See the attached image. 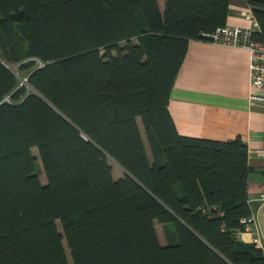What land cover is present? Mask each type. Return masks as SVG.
<instances>
[{
	"label": "trees",
	"instance_id": "16d2710c",
	"mask_svg": "<svg viewBox=\"0 0 264 264\" xmlns=\"http://www.w3.org/2000/svg\"><path fill=\"white\" fill-rule=\"evenodd\" d=\"M249 1L264 41V0ZM230 11L0 0V264H264L236 237L253 213L247 143L182 135L169 110L190 40Z\"/></svg>",
	"mask_w": 264,
	"mask_h": 264
},
{
	"label": "crops",
	"instance_id": "0c3cea01",
	"mask_svg": "<svg viewBox=\"0 0 264 264\" xmlns=\"http://www.w3.org/2000/svg\"><path fill=\"white\" fill-rule=\"evenodd\" d=\"M159 3L164 6V0ZM230 10L227 25L259 30L249 0H230ZM250 82L247 49L206 38L191 39L171 92L169 110L182 135L223 141L241 136L247 143L249 201L256 222L236 237L245 242L259 238L264 248V156L260 153L264 148V105L250 101ZM256 91L264 94V86ZM159 238L166 244L160 233Z\"/></svg>",
	"mask_w": 264,
	"mask_h": 264
},
{
	"label": "built area",
	"instance_id": "2783aa9c",
	"mask_svg": "<svg viewBox=\"0 0 264 264\" xmlns=\"http://www.w3.org/2000/svg\"><path fill=\"white\" fill-rule=\"evenodd\" d=\"M204 37L215 43H226L234 46H240L247 49L250 53V76L251 92L249 95L252 103L264 105V94L258 93L257 88L264 86V41L253 38V30L249 27L238 25H225L217 28L214 32L205 33ZM26 80V77H24ZM264 156V148L260 150ZM264 199V195H262ZM246 224V230L256 222V216L243 218ZM255 242L258 246L263 247L259 238Z\"/></svg>",
	"mask_w": 264,
	"mask_h": 264
},
{
	"label": "rangeland",
	"instance_id": "374dc122",
	"mask_svg": "<svg viewBox=\"0 0 264 264\" xmlns=\"http://www.w3.org/2000/svg\"><path fill=\"white\" fill-rule=\"evenodd\" d=\"M161 7L163 8V3H161ZM11 68H12V69L16 72V74L18 75V77H19L21 83H25L26 80H24V77H25V75H26V72H22V71H20L19 68H18V66H12ZM29 89H31V87H29ZM33 153H34L36 156H38V150H37L36 147L33 148ZM111 162H112V164H113V166H114L115 176L117 177V176H119V175H122L123 172H124V171H123V168H122L118 163H116L115 161L112 160ZM40 177H41V180H42L44 183L47 182V179H46L45 173H44L43 171L41 172ZM157 226H158V231H159V233H160L162 239L164 240V239H165V233H164L163 226L160 225V224H158ZM66 248H67V246H66ZM67 255H68V257H70V253H69V250H68V249H67Z\"/></svg>",
	"mask_w": 264,
	"mask_h": 264
},
{
	"label": "water",
	"instance_id": "95a60500",
	"mask_svg": "<svg viewBox=\"0 0 264 264\" xmlns=\"http://www.w3.org/2000/svg\"><path fill=\"white\" fill-rule=\"evenodd\" d=\"M8 66V65H7ZM35 93H37V92H35ZM37 94H39V93H37ZM43 97V96H42ZM86 139H88L87 137H86ZM127 172V171H126ZM128 173V172H127ZM129 174V173H128ZM261 220H262V223H263V226H264V207L262 208V211H261Z\"/></svg>",
	"mask_w": 264,
	"mask_h": 264
}]
</instances>
